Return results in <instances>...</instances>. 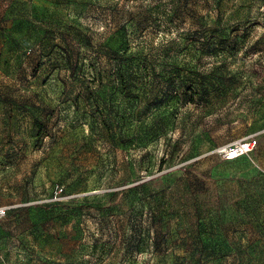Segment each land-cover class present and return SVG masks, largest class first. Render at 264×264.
I'll return each mask as SVG.
<instances>
[{
  "label": "rangeland",
  "instance_id": "rangeland-1",
  "mask_svg": "<svg viewBox=\"0 0 264 264\" xmlns=\"http://www.w3.org/2000/svg\"><path fill=\"white\" fill-rule=\"evenodd\" d=\"M263 3L0 0V264H264Z\"/></svg>",
  "mask_w": 264,
  "mask_h": 264
},
{
  "label": "built area",
  "instance_id": "built-area-1",
  "mask_svg": "<svg viewBox=\"0 0 264 264\" xmlns=\"http://www.w3.org/2000/svg\"><path fill=\"white\" fill-rule=\"evenodd\" d=\"M261 12L264 16V3ZM253 148H254V143L251 140L246 139L219 149L217 154L219 156V161L227 162V161H233L235 159H238L240 157L249 154L253 150ZM61 191H62L61 188L55 187L54 197H56L59 193H61ZM4 213L5 212L2 209H0V216L4 215Z\"/></svg>",
  "mask_w": 264,
  "mask_h": 264
},
{
  "label": "trees",
  "instance_id": "trees-1",
  "mask_svg": "<svg viewBox=\"0 0 264 264\" xmlns=\"http://www.w3.org/2000/svg\"><path fill=\"white\" fill-rule=\"evenodd\" d=\"M34 124H35V127L40 128V129H39V132H40V133L37 134L38 138H39V139L47 138L48 135L46 134V131H44V133H41V126H42L41 123H39L38 121L35 120V121H34ZM240 158H241V157H240ZM238 159H239V158H238ZM235 160H236V159H235ZM220 162H221V161H220ZM227 162H229V161H227ZM56 187H59V188L62 189L61 193H59L57 196H59V197H60V196H63V195H64V191H63L64 188H63L62 186H59V185H56ZM62 193H63V194H62ZM4 215H5V214H4Z\"/></svg>",
  "mask_w": 264,
  "mask_h": 264
}]
</instances>
